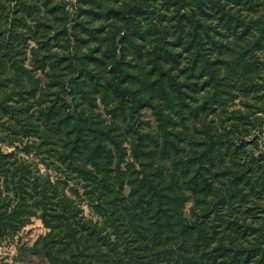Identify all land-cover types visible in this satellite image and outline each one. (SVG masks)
Masks as SVG:
<instances>
[{
  "label": "trees",
  "instance_id": "trees-1",
  "mask_svg": "<svg viewBox=\"0 0 264 264\" xmlns=\"http://www.w3.org/2000/svg\"><path fill=\"white\" fill-rule=\"evenodd\" d=\"M164 4L98 0L84 7L77 0L73 17L64 0H0V86L23 89L36 79L33 68H24L25 81L12 73L29 53L31 64L46 70L44 86L55 89L43 92L35 138L8 153L0 147V241L32 217L46 228L2 264H264V145L244 136L245 125L256 124L232 109L222 135L208 123L201 134L196 125L234 95L233 74L250 76L237 83L244 94L254 90L253 63L222 55L209 22L226 14L220 0ZM168 9L172 27L161 13ZM105 18L113 20L107 30L91 24ZM245 30L244 55L264 35V22ZM175 46L189 54L183 67ZM131 48L135 61L127 57ZM1 107L16 109L5 96ZM18 150L44 153L64 169L42 173Z\"/></svg>",
  "mask_w": 264,
  "mask_h": 264
},
{
  "label": "rangeland",
  "instance_id": "rangeland-1",
  "mask_svg": "<svg viewBox=\"0 0 264 264\" xmlns=\"http://www.w3.org/2000/svg\"><path fill=\"white\" fill-rule=\"evenodd\" d=\"M98 0H83V6L84 7H90V6H96V2ZM147 3L151 5H161L162 7H165L164 0H146ZM223 5L224 9L226 10V14L223 15V17L217 19L216 15L209 18V22L211 24L212 33L215 37L222 43L221 49H222V55H225L230 52V55H226V58L231 59L232 62L236 61L239 57L246 58L247 60L251 61L253 63L254 68V81L255 86L254 90L251 91L248 94H244L243 91L237 86V83L241 80H244L250 76H246L244 78L243 74L240 72L233 74V81L232 85H235V89L233 90V96L231 98H225V101L218 103L220 105L219 110L216 112H209L205 115H201V119H198L199 121L196 122L197 127H200L201 134L202 132V126L205 123H208V125L211 126L213 132L219 133L222 135L224 131V127H228V123H231L232 120H227V117H235L236 114L234 113H227L226 111H231L232 109H237L240 111H243L247 115V118L251 121H253L256 125L252 126L250 124H246L245 127H247V133L244 134L245 139L247 140H254V142H257L258 145H264V35H262L256 42V44H253V46H250L251 49H249L246 54H243L242 48L245 47L246 40L248 41L249 33L245 34V28H250L252 26L260 27V25L264 22V0H248L247 2H238L235 0H220ZM67 9L72 13L73 17L77 15V9L73 7L74 3H77V0H64ZM164 9V8H162ZM170 9V7H169ZM168 11V14L164 12V10H161V13L166 16H163V20L166 21V23H171L174 20H170L169 16L171 14L170 10ZM228 11H230L231 14H228ZM62 12H59L58 15H61ZM160 14V11H159ZM81 18L84 19L85 15H81ZM143 22L144 26H147V20L145 19V14L142 13V16L140 17ZM64 21V19H58L55 18V23L58 24L60 22ZM113 20H109L105 18L102 21L91 20V24L93 26L104 25L105 30L109 29L111 22ZM72 22H69V25H71ZM1 26H4V24H0ZM33 25V23L31 24ZM171 25V24H170ZM172 27V25H171ZM1 29V27H0ZM83 30V29H82ZM43 31V30H42ZM84 31V30H83ZM84 35H87L85 32H80ZM81 35V34H80ZM44 37L45 32H44ZM149 37L148 40H151ZM140 41V40H139ZM213 44L209 48V52H212V54H216L218 52V49L214 47ZM174 51H180L179 52V67L185 66L188 60L189 54L187 51L183 50L181 46H175L172 47ZM53 49H57V45L53 46ZM218 54V53H217ZM27 58L25 59V62L22 63L23 66L17 67V70L12 71L13 74H17L19 77V81H25L26 80V70L24 68H33L34 77L36 78L33 81L26 82L25 85L28 84H34V87L31 88V94L23 93L22 90L24 89L25 85L22 87L14 84L13 82H10L9 84H3L0 86V97H6V99L9 101L11 105H15L16 109H14V114H9L4 108L1 107L0 109V147L1 149L8 153L15 149V147L18 146V149H22L23 142H30L32 139L35 138V134L37 132L41 131V122H38V113L40 114V108L43 105V100L45 99V95L43 92L47 91H54V88L48 87V90H42L41 87L46 85L47 80L49 78L46 77V70H42L40 68H36L35 64H31L30 61V54L27 53ZM25 56V57H26ZM22 57V56H21ZM127 57H131L132 60H136L137 52L134 51V48H131ZM246 60V61H247ZM227 66L225 64L221 65V73L226 72ZM193 73H197L200 71L198 66H194L192 69ZM184 71V70H183ZM194 75V74H193ZM235 79V80H234ZM40 87V88H39ZM42 92V94H41ZM205 93L201 92L199 94L202 95L201 98L204 96ZM227 99V100H226ZM99 107L98 110L101 111L103 114L105 113V110L103 109V104H101V100H97ZM244 103H247L245 105ZM25 110L26 114H23V110ZM27 109V110H26ZM145 119L151 120V114L147 110L144 114ZM26 129L28 130H25ZM210 128V127H209ZM189 137H186V141H188ZM252 142L251 144L254 147L255 154L259 149L255 148V144ZM183 145H186L185 138ZM19 151V156L31 161L34 163L39 169L40 172L45 173L48 172L52 177L55 175H60L62 170L64 169L63 166L59 165L58 162L53 161V164L51 158H47L46 154L35 155L33 152L29 153H23L22 150ZM225 158L229 155L230 149L223 150ZM240 154L244 155V153L239 152ZM232 156V155H231ZM235 156V155H234ZM45 157L46 161H48V168L42 163V158ZM233 157V156H232ZM229 156L226 158L227 161H229ZM232 159H235L233 157ZM34 166V165H33ZM35 166V167H36ZM56 167L59 169H56ZM37 168V169H38ZM71 180L70 183H74L78 180V178L74 177L73 174H71ZM65 190L68 192V194L76 201L79 200L78 196L71 192L68 187L65 188ZM81 192V190H80ZM190 203L186 205V207H189ZM80 208L83 211V214L86 217H89L92 212L87 204L86 200L80 201ZM46 231V228L44 227L43 223L40 219L36 217H32L31 221L25 225L22 229H20L15 235L9 236L5 238L3 241H0V264L4 262L11 263L16 255L19 253V247L22 245H30L34 242V240L37 238L38 235L44 233ZM33 259H38L36 257H32ZM38 261V260H35Z\"/></svg>",
  "mask_w": 264,
  "mask_h": 264
}]
</instances>
